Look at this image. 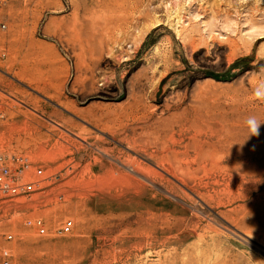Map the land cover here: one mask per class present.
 I'll return each mask as SVG.
<instances>
[{
    "label": "rangeland",
    "instance_id": "obj_1",
    "mask_svg": "<svg viewBox=\"0 0 264 264\" xmlns=\"http://www.w3.org/2000/svg\"><path fill=\"white\" fill-rule=\"evenodd\" d=\"M261 84L264 0H0V264H264Z\"/></svg>",
    "mask_w": 264,
    "mask_h": 264
},
{
    "label": "built area",
    "instance_id": "obj_2",
    "mask_svg": "<svg viewBox=\"0 0 264 264\" xmlns=\"http://www.w3.org/2000/svg\"><path fill=\"white\" fill-rule=\"evenodd\" d=\"M38 173L39 175H41L42 171H39ZM0 192L11 196H19L22 193L28 195L35 192V185L34 184H26L23 186L14 185L13 178L11 176V170L5 164L4 158L0 157ZM30 225H32L31 222ZM41 225L42 222L38 221L33 226L38 228L40 234H45V229H43ZM5 254L7 255V252Z\"/></svg>",
    "mask_w": 264,
    "mask_h": 264
},
{
    "label": "clouds",
    "instance_id": "obj_3",
    "mask_svg": "<svg viewBox=\"0 0 264 264\" xmlns=\"http://www.w3.org/2000/svg\"><path fill=\"white\" fill-rule=\"evenodd\" d=\"M255 96L258 99L264 100V84H261L260 87H258L255 92ZM261 125V122L257 121L254 117L249 118L247 121V126L250 136H258Z\"/></svg>",
    "mask_w": 264,
    "mask_h": 264
},
{
    "label": "bare ground",
    "instance_id": "obj_4",
    "mask_svg": "<svg viewBox=\"0 0 264 264\" xmlns=\"http://www.w3.org/2000/svg\"><path fill=\"white\" fill-rule=\"evenodd\" d=\"M211 111V110H210ZM219 113V112H218ZM240 116V115H239ZM223 118V117H222ZM238 118V117H237ZM240 118V117H239ZM243 118V117H242ZM245 118V117H244ZM244 118H243V121H244ZM237 120V119H236ZM239 121V120H238ZM246 121V120H245ZM225 122V121H224ZM225 125V124H224ZM235 126V125H234ZM236 126H238V125H236ZM229 127V126H228ZM226 129V128H225ZM235 130H237V129H235ZM241 130V129H240ZM239 130V131H240ZM227 132V131H226ZM230 133V132H229ZM235 133H236V131H235ZM246 133V132H245ZM244 133V134H245ZM234 134V133H233ZM237 134V133H236ZM235 134V135H236ZM226 135H228V133L226 134ZM230 135V134H229ZM240 135H242V134H240ZM249 136V135H248ZM232 137V136H231ZM232 139V138H231ZM246 139V138H245ZM256 139H258L257 138V136H256ZM264 139V138H263ZM259 140V139H258ZM262 139H260V141H261ZM237 141L240 143V141H239V139H237ZM252 142H254V141H252ZM250 143V142H249ZM256 143H258V142H256ZM240 145H241V143H240ZM249 145V144H248ZM256 145V144H255ZM246 147V146H245ZM252 147H253V145H252ZM258 147V146H257ZM246 148H248V147H246ZM260 148H261V146H260ZM253 149V148H252ZM250 150H251V148H250ZM259 151H260V149H259ZM243 152V151H242ZM248 152V151H247ZM254 152V151H253ZM256 152V151H255ZM243 154V153H242ZM251 154V153H250ZM249 166V165H248ZM254 168V167H253ZM250 169V168H249ZM248 170V169H247ZM259 172V171H258Z\"/></svg>",
    "mask_w": 264,
    "mask_h": 264
}]
</instances>
